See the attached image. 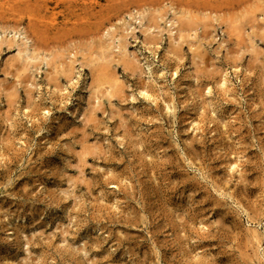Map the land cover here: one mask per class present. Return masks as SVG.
I'll return each mask as SVG.
<instances>
[{"label":"rangeland","instance_id":"rangeland-1","mask_svg":"<svg viewBox=\"0 0 264 264\" xmlns=\"http://www.w3.org/2000/svg\"><path fill=\"white\" fill-rule=\"evenodd\" d=\"M263 16L0 0V264H264Z\"/></svg>","mask_w":264,"mask_h":264},{"label":"bare ground","instance_id":"bare-ground-1","mask_svg":"<svg viewBox=\"0 0 264 264\" xmlns=\"http://www.w3.org/2000/svg\"><path fill=\"white\" fill-rule=\"evenodd\" d=\"M183 10V9H182ZM172 11V10H171ZM172 13V12H171ZM174 14L177 16L179 13H178V11H174ZM263 15V14H262ZM264 17V16H263ZM181 18V17H180ZM173 19V18H172ZM177 18L175 17V21L174 22H169V23H171V25H169V26H174V28L172 29H170V27L168 28L169 29V31H170V37H171V39L173 38L174 39V37H175V34H177V28H176V24H177V20H176ZM179 21V20H178ZM181 21V20H180ZM263 24V23H262ZM264 25V24H263ZM178 27V26H177ZM14 31H15V29H14ZM105 32V31H104ZM24 33V32H23ZM107 35H109L110 37H109V43L111 44V46L112 45H114L115 43H117V45H116V47H117V49H118V51H119V54H122V55H126V52H127V48H126V46L125 45H123L122 44V35H117L115 32H111V31H108L107 32ZM1 36V35H0ZM22 36V43H23V48H22V50H20V57H21V59H22V62H23V64L24 65H28L31 61H34V60H36L37 59V56L34 54V53H32V51L30 50V47H28V45H27V40L28 39H26L25 37H24V35H22V33H20V32H16L15 33V37H21ZM27 36V35H26ZM180 36V35H179ZM178 36V37H179ZM182 36V35H181ZM178 37L176 36V38L178 39ZM25 38V39H24ZM174 39V40H176L177 41V39ZM182 38V37H181ZM2 39V38H1ZM172 39V40H173ZM180 39V38H179ZM182 40V39H181ZM180 40V41H181ZM110 44H108L109 46V49H110ZM115 46V45H114ZM107 47V48H108ZM111 51V50H110ZM115 51V50H114ZM108 54V53H107ZM111 56V57H110ZM109 59H112V54H108V55H106L104 52L101 54V56H100V61H105V62H108V60ZM112 61V60H111ZM98 87H99V85L96 87V90L98 91ZM113 86L112 85H110L109 86V90H108V92H109V94H113ZM113 90V91H112ZM96 94V100L99 102L100 100H101V98H102V96H100L98 93H95ZM95 94H94V96H95ZM110 95V96H111ZM253 234L252 235H254V237H256L258 240H260V238L263 236L264 237V233L257 227V228H254L253 230ZM11 233H13V232H11ZM261 243V242H260ZM259 250V249H258Z\"/></svg>","mask_w":264,"mask_h":264}]
</instances>
